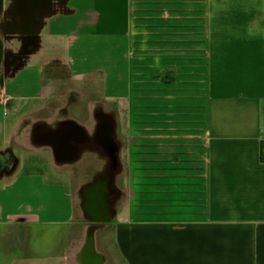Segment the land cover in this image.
I'll return each mask as SVG.
<instances>
[{
    "label": "crops",
    "instance_id": "0c3cea01",
    "mask_svg": "<svg viewBox=\"0 0 264 264\" xmlns=\"http://www.w3.org/2000/svg\"><path fill=\"white\" fill-rule=\"evenodd\" d=\"M142 2L133 31L131 0H0V264L37 263L33 229L42 264L85 243L99 264H264V0ZM133 55L162 73L134 131L112 115ZM97 111L114 127L92 144ZM73 221L84 237L54 241Z\"/></svg>",
    "mask_w": 264,
    "mask_h": 264
},
{
    "label": "rangeland",
    "instance_id": "374dc122",
    "mask_svg": "<svg viewBox=\"0 0 264 264\" xmlns=\"http://www.w3.org/2000/svg\"><path fill=\"white\" fill-rule=\"evenodd\" d=\"M142 1H148L147 3H150V1H157V0H131V19H132V30L135 31V26L138 23L136 20L137 15L140 13H144L145 15H151V7L150 4L148 8H144V11L142 12V6L144 5ZM163 1V0H159ZM157 3H163V2H157ZM157 5V4H156ZM139 11H136V10ZM156 11V10H155ZM139 16V15H138ZM148 30V29H147ZM156 30H159V27L157 25ZM120 57L117 56V60H119ZM101 59H96L95 63L96 65H99L103 61ZM164 62L167 63V59H164ZM141 69L136 67V56H131V73L129 76L130 80V88H129V99H128V105L125 106H118V111L115 113H112V115L115 117L116 120V127L117 128H125L127 130L134 131L135 127H137L139 124V120L141 117V112L151 113V94H152V79L157 77L158 75H162V73L157 72V66L153 64L152 58L147 57L145 58V64H144V73L140 72ZM141 73V74H140ZM170 74L173 75V73H166V75L170 76ZM170 76L172 78L173 76ZM169 78V77H168ZM140 80H143L144 82L141 84L139 82ZM140 88V89H139ZM141 88L144 90L142 91ZM138 89V90H137ZM144 95V97H143ZM148 96V97H145ZM126 105V104H125ZM167 105L165 104L164 108H166ZM120 108V111H119ZM120 167L117 168V171L115 174L119 175ZM117 181V180H116ZM115 204L113 203V207ZM113 212V210H112ZM86 219V216H85ZM85 221V220H84ZM77 221H73L68 226H64L62 230H60L57 233H53V240L58 241L60 238L69 239V243H77L79 240H81L85 233L83 232L82 228L77 226L75 224ZM101 230L103 227H100ZM103 231V230H102ZM109 231V229L105 230ZM57 234V235H56ZM47 242V241H46ZM32 254L34 261L37 262L36 264H42L39 263L40 261H43L45 259V256L53 254L56 245L55 243H42L40 238V231H35L33 229L32 231ZM74 264V259H71L70 264Z\"/></svg>",
    "mask_w": 264,
    "mask_h": 264
},
{
    "label": "flooded vegetation",
    "instance_id": "af4514ba",
    "mask_svg": "<svg viewBox=\"0 0 264 264\" xmlns=\"http://www.w3.org/2000/svg\"><path fill=\"white\" fill-rule=\"evenodd\" d=\"M109 116V115H108ZM111 116V115H110ZM96 122H95V136L91 137V143L94 144L99 141V139L102 141H105L108 133L112 130V127H114V121L111 119H108L103 115L101 112H96ZM111 162L109 160L108 166L105 168L103 173L99 175L100 179L106 178L113 170V168L110 167ZM117 167V166H116ZM116 170V168L114 169ZM104 182V181H103ZM105 185V183H104ZM91 195V185L88 187V189L85 190L84 196L87 197L85 200V208L87 212L91 213V201L89 202L88 197ZM91 245L89 243H85L82 247L81 252L78 254V260L79 264H93L94 262L96 264H99L97 261H91Z\"/></svg>",
    "mask_w": 264,
    "mask_h": 264
},
{
    "label": "water",
    "instance_id": "95a60500",
    "mask_svg": "<svg viewBox=\"0 0 264 264\" xmlns=\"http://www.w3.org/2000/svg\"><path fill=\"white\" fill-rule=\"evenodd\" d=\"M111 157L112 164L114 165V152L111 153ZM110 179L111 174H109L106 178L99 179L91 186V215H93L96 219H103L106 216L107 198L110 194V189L108 188Z\"/></svg>",
    "mask_w": 264,
    "mask_h": 264
},
{
    "label": "trees",
    "instance_id": "16d2710c",
    "mask_svg": "<svg viewBox=\"0 0 264 264\" xmlns=\"http://www.w3.org/2000/svg\"><path fill=\"white\" fill-rule=\"evenodd\" d=\"M261 159L264 161V140L261 143Z\"/></svg>",
    "mask_w": 264,
    "mask_h": 264
}]
</instances>
